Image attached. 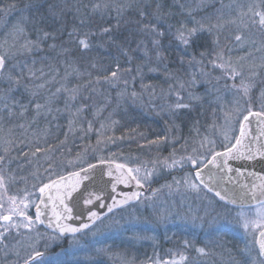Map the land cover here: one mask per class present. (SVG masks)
<instances>
[{"label": "snow or ice", "instance_id": "6c2138e0", "mask_svg": "<svg viewBox=\"0 0 264 264\" xmlns=\"http://www.w3.org/2000/svg\"><path fill=\"white\" fill-rule=\"evenodd\" d=\"M217 2L219 8L216 7ZM82 7L89 21L96 15L110 20L115 13L114 18L119 25V21L130 15L132 18L126 23L133 26L134 38H125L117 43L114 29L110 26H101L97 32L81 35L79 27L85 26L84 19L72 31L63 26L53 29L48 23L49 16L39 13V6L28 3L18 8L16 3L5 4L0 0V14H3L0 21V190L6 192V181L16 180L12 165L21 158L34 169L31 173L34 179L39 178L41 168L48 177V182L38 187L39 203L32 199L33 193L27 190L22 194L8 195L6 199L0 195V264H49L39 250L40 244L43 242L47 247L50 241L68 234L72 236L74 251L83 254L84 264H95V256L111 251L97 245L102 243L99 237L105 236L106 230L112 229L118 222L107 214L93 211L91 207H81V202L89 206L94 201H101L103 189L88 193L86 198L82 194L75 195L81 188L82 179H87L88 173L96 165L81 159V163L87 164L86 168L81 167L79 171L67 172L66 175L55 174L56 178L52 179L53 156L57 152L63 153L68 137L77 133H83L81 138H84L95 131L99 145L100 138L106 137L109 125L118 123L112 116L118 114L124 105L146 103L152 109H158V114L168 117L174 131L177 128L175 120L185 110L191 111L207 104L212 108L214 118L209 127L215 133L216 112L219 111L223 120L220 125L224 129L223 138L229 143L224 146V151H214L215 140L205 135L199 147L192 149V154L182 155L179 159H176L174 149L169 157L151 161V167H129L124 163H115L113 191L115 184L131 181L143 188L158 171L177 166L182 168L185 164L194 169V180L188 177L179 180L173 178L172 184H165L164 187L171 191L173 187L178 190L186 186L198 191L200 184L196 181H200L211 191L212 188L204 183L203 168L212 166L231 173L233 170L228 166L229 160L240 157L264 159V143H259L256 148L245 144L250 118L256 117L264 124V41L258 45L252 35H245L257 29L264 37V0L260 5L247 6L237 3V0H231L228 4L223 0H92ZM33 9L39 14L32 15ZM13 10L18 12V16L10 24L7 17ZM76 11L79 13L80 8ZM26 12L29 14L25 15ZM49 15L55 20L57 13L50 10ZM59 15L63 16L64 13ZM230 24L237 25L235 33L225 37L230 43L222 46L220 33ZM205 32L213 36L212 46L199 52L197 58L196 54L189 53V49H193ZM65 35L67 40L63 39ZM96 38L101 47L105 44L109 48L116 47L119 56L125 58V63L131 64L133 60L140 63L135 68L125 69L119 63V57H114L115 70L108 67L94 74L88 68H82L77 59H70L75 52L82 56L92 51ZM73 44L75 49L71 47ZM174 50H180L181 54L170 61ZM170 63H174L176 68L172 69ZM88 67L97 69V64L91 62ZM215 71L220 74L215 75ZM133 72L135 75L131 76V80L125 78ZM155 73H159L167 85V89L160 87L159 93L158 85L145 83L150 79V74ZM137 78L140 81L139 91L134 87ZM103 84L116 89V95H105L98 87ZM229 93L233 94L232 100H227ZM157 99L163 103H156ZM257 102L259 110H254ZM105 112L107 116H104ZM104 121L109 124L106 125ZM95 123H99L98 129H94ZM233 123L239 124V135L230 138L228 132ZM193 131L200 134L195 124ZM61 135L63 140L60 139ZM261 138H264V129L257 141ZM106 139L112 140V137ZM163 139L167 141L168 137ZM179 139L182 137L174 140V143H178ZM205 146L207 154L201 151ZM242 148H246L247 152ZM14 152L16 155H13ZM98 162L107 165L109 177L114 175V161L101 156ZM20 167L17 164V168ZM236 171L243 175L238 169ZM209 179L213 177L209 176ZM257 180L259 183H254L249 189L251 199L256 204H242L237 213L240 226L245 231L250 228L259 230V235L253 241L257 247L254 250L246 244L239 251L240 259L233 258L232 264H264V175L257 176ZM244 187L248 189L247 185ZM158 191L154 190L153 195ZM216 195L221 200L226 199L219 191ZM247 195L248 192H245L240 199ZM132 200L139 201L140 193L124 194L123 199L114 200L111 205L101 203L99 206L107 207V213L111 214L114 209ZM232 202L235 203V200ZM32 206L35 207L34 217L28 214ZM42 207L51 209L48 224L52 227L54 223L57 231L53 237H46L38 231L37 226L45 222ZM250 212L254 213L255 219L250 218ZM85 213L87 223L78 226L68 223L73 219L79 220ZM224 215L231 213L226 211ZM226 226L227 221H224L216 226L217 231ZM131 227L121 225L119 230L126 232ZM85 230L92 234L93 239L81 243L77 237ZM196 251L207 254L204 248ZM181 259L186 257L181 256ZM52 264H64V261L57 258Z\"/></svg>", "mask_w": 264, "mask_h": 264}, {"label": "rangeland", "instance_id": "374dc122", "mask_svg": "<svg viewBox=\"0 0 264 264\" xmlns=\"http://www.w3.org/2000/svg\"><path fill=\"white\" fill-rule=\"evenodd\" d=\"M64 1L57 0V2ZM70 1L72 2V0H68V2ZM74 2L78 3L79 1L74 0ZM223 2L228 4L231 0H223ZM237 3L245 6L260 5L261 0H237ZM216 7H220L219 2L216 3ZM17 16L18 13L13 15L14 20L11 22L8 20L9 23L14 22ZM237 24H239V20ZM236 27L237 25L230 24L220 33L222 46L230 43L225 37L233 35ZM204 35L209 36L205 39L210 43L209 48H211L213 36L207 32L203 33L202 36ZM245 35H252L258 45L264 41V37L257 29H252L251 33H245ZM204 50L202 48H197L196 51L190 49L191 52L189 53L196 54L199 58V52ZM209 70H211L210 66ZM214 74L219 75L220 73L215 71ZM161 83L164 85L163 80ZM229 83L231 82L229 81ZM162 87L167 89V86ZM200 91L202 92L203 89L201 88ZM146 97L145 101H147ZM232 99L233 94H227V100ZM156 101L163 103L160 99ZM130 108L131 110H128L125 105L119 111L124 112L126 110L124 116L129 117V119L144 115L147 121L144 127H139L140 124H138L132 129L129 120L127 125L118 122L115 125H109V130L106 132V137H112V140H107L105 136H102L99 145L97 142L93 146H90L91 144L83 146L79 143L77 144L79 145L78 148L72 151H69L70 141H75L79 137H68L63 153L57 152L53 156L54 174L52 179L56 177L55 174L61 175L86 165V163H81V159L90 163L91 160H99V157L102 156L106 160L124 163L129 167L141 165L151 167V161L169 157L174 149L177 153L176 159L182 155L192 154V149L199 147L200 141L205 135L215 140L214 151L223 150L224 146L229 143L223 138L224 129L220 128L223 120L219 111L216 112L217 130L215 133L209 127L214 118L212 108L207 104L191 111L185 110L180 118L175 120L177 128L174 131L169 125L168 117L158 114V109H152L146 103L141 108L143 111L134 105H131ZM254 110H259V102H257ZM196 121L199 123L196 124ZM108 124L109 122L106 123V125ZM194 124L199 129V135L193 131ZM238 131L239 124L233 123L228 132L229 137L237 136ZM165 136L168 137L167 141L163 139ZM180 137L182 139H179L178 143H174V140ZM60 139L63 140L64 137L61 135ZM150 141H156V143H149ZM231 142L234 143V139ZM24 150L27 151V149ZM201 151L207 154V146ZM13 155L16 153L14 152ZM17 164H20L21 167L17 168ZM44 167H47V164H44ZM191 168V165L185 164L182 168L177 166L158 171L152 180L144 184L149 190L140 196L139 201L108 214L118 223L112 229L106 230L105 236L99 237L102 243L97 247L110 248L111 251L95 256V262L99 264H173V262L175 264H232L233 258L235 260L240 259L239 251L246 244L255 250L256 245L253 241L259 230L250 228L245 231L240 226L237 213L241 207H235L219 200L201 186L198 191L186 186H181L178 190L173 187L171 191L164 187L165 184H172L173 178L179 180L188 177L190 180H194L193 169ZM12 169L15 171L16 180L6 181L7 191L0 190V195H4L6 199L8 195L22 194L27 190V192L33 193L32 199L37 203L40 195L38 187L48 182V177L44 175V168L40 169L39 178L36 179L31 174L34 169L25 163L23 158L15 161ZM157 189L159 191L154 196L153 192ZM33 207L28 209V214ZM226 211H229L231 215H224ZM217 213L220 215L218 216ZM249 216L251 219H255L254 213L250 212ZM224 221H227V226L217 231L216 226ZM121 225H131L132 227L130 231L125 232L119 230ZM37 227L38 231L46 237L57 235L46 231L40 225ZM77 238L81 243L93 239L92 234L88 231L78 234ZM71 243L72 236L67 237V239L61 237L54 242L50 241L47 247L42 242L39 250L44 253V259L49 264H52L57 258L66 263L84 262L83 254L74 251ZM199 248H204L207 254H199L196 251ZM181 256L186 257V259L182 260ZM188 260L189 262L186 263Z\"/></svg>", "mask_w": 264, "mask_h": 264}, {"label": "trees", "instance_id": "16d2710c", "mask_svg": "<svg viewBox=\"0 0 264 264\" xmlns=\"http://www.w3.org/2000/svg\"><path fill=\"white\" fill-rule=\"evenodd\" d=\"M78 1H79L78 3H75L74 0H72V2L71 1L68 2V0H65L64 2H57V0H3V2L5 4L16 3L18 8H22L25 4H28V3H32V4L39 6V13H44L45 15L49 16L48 23L51 26V28H53V29L63 26V27H66L68 31H72L73 27L79 26L81 19H84L85 26L79 27V34H81V35L83 33H87L90 31L91 32H97L101 26H104V27L110 26L114 29V35L117 37V43L124 41L125 38H127L129 40H132L134 38L132 35L133 26L131 24L126 23V21H128L129 19L132 18L130 15L125 16L123 20L119 21V25L117 23V20L114 18L115 13L112 14L113 18L110 20L108 18L101 19L100 16L96 15V16H93V18L89 21L87 19L86 14H85L86 10L82 6L83 5H89L92 2V0H78ZM77 8H80L79 13H77V11H76ZM50 10L52 12L57 13L55 20L52 18V16L49 15ZM61 12L64 13L63 16L59 15V13H61ZM17 13L18 12L16 10L11 11V13L8 15L7 19L11 22L12 20H14L13 15H16ZM39 13L36 11V9H33L31 14L32 15H38ZM28 14L29 13H27V12L25 13V15H28ZM0 18L2 21L3 14H0ZM202 35H201L200 39L194 45L193 49H191V50L196 51L197 48L205 49V48L210 47V43H208L205 39V38H208L209 36H207V35L202 36ZM205 36H207V37H205ZM63 39L67 40L68 37L65 35L63 37ZM135 39H139V37H135ZM57 43H59V41H57ZM93 45H94V47H93L92 51L84 53L82 56H81V53L75 52L74 56L70 57V59H77L79 65L82 68H88V70L92 71L94 74H96L98 70L108 68V67H112L113 70H115V63H114V59H113L114 57H119V63L125 69L126 68H135V65L140 63V61H138V60H133V62L131 64L125 63V58L122 56H119V53H118L116 47L113 46V47L109 48L107 46V44H105L103 47H101L100 41L98 38L93 40ZM71 47L73 49H75V44L71 45ZM173 48H175L174 45H173ZM189 52H191V51H189ZM180 54L181 53L179 50H174L171 53L170 61L175 60L177 58V56H179ZM53 55H55V54L53 53ZM91 62H95L97 64V69H91L88 67V65ZM170 67L172 69H175L176 65L174 63H170ZM132 75H135V73L133 72L130 75L126 76L125 78L131 80ZM162 80H163V77L159 73H155V74H150V79L145 80V83L147 84L150 82L154 85H158V87H157V93H158L160 91V87L167 86L166 84L162 85V83H161ZM98 87L100 88L101 91L104 92L105 95H110L113 97L116 95V89H114L113 87H110L107 84L99 85ZM134 87L136 88L137 91L140 90L139 78H137V81H136ZM157 102L158 101H156V103ZM133 105L135 107H137V109H141L143 107V105H141V104H137V105L133 104ZM124 107H125V105L122 108H124ZM126 108H128V110H131L130 106H128V105H126ZM141 111H143V109H141ZM125 112H127V111L126 110L124 112L119 111L118 114L113 115L112 118L118 122H121L123 125H127V122L129 120L131 122L132 129L134 126H138V124H140L139 127L145 126V122H147V121H146L144 115H138V116H135L134 119H131V118L129 119V117L124 116ZM107 115H108V113L105 112L104 116H107ZM104 122L107 123L108 121H104ZM93 127H94V129H98L99 123H95ZM71 136L72 135H70L69 137H71ZM82 136H83V133H77L75 136H72V137H79V138L75 141H70L71 142L69 144V150L70 151L78 148L79 145H77V144H79V143L82 144L83 146H88L90 144H91L90 146H93V144L97 142V135H96L95 131L88 133L87 136H85L84 138H81ZM67 149H68V146H67ZM91 161L92 162L96 161V159L91 160ZM148 190L149 189L147 188L146 192ZM132 204L133 203L128 204V205L130 206ZM118 210H116V211H118ZM29 215H32L33 217L35 216L34 207H33L32 211H30ZM40 227L43 228L41 226V224H40ZM63 240H65V239H63ZM188 262H189V260L186 263H188ZM64 264H84V262H76V263L64 262ZM95 264H99V263L95 262Z\"/></svg>", "mask_w": 264, "mask_h": 264}, {"label": "water", "instance_id": "95a60500", "mask_svg": "<svg viewBox=\"0 0 264 264\" xmlns=\"http://www.w3.org/2000/svg\"><path fill=\"white\" fill-rule=\"evenodd\" d=\"M264 129V124H261L260 120L256 117H251L248 122V137L245 141V144L249 145L252 148H256L259 143H264V138H261L259 141H257L258 137H261V131ZM239 135V131L237 136ZM242 151L245 153L247 152L246 148H242ZM224 151H218L222 152ZM99 160L91 162L92 164L96 165V168L88 173L87 179H82L81 188L78 193H76V196H80L81 194L86 198L88 193L95 192L97 189L102 188V200L101 201H94L92 205L84 206L81 202V207H91L93 211H97L102 214H109L107 213V207L101 208L99 205L103 203L104 205H111L113 204L114 200L119 201L123 199L124 194H131L133 192L140 193V196L144 194L146 191V187L143 186V188L137 187L136 183L134 181H131L127 184L120 183L115 184V191L112 190V185L115 183V162L113 164V172L114 175L112 177H109L107 175L108 167L106 164L102 165L98 162ZM228 166L232 168L231 173L222 172L220 169L214 168L212 166H209L208 168H203L202 175L203 180L205 184H208L212 190L210 191L208 187H205L204 184H201L200 181H197L200 186H202L206 191L213 194L215 197H217L219 200L220 197L216 195V192L219 191L221 195L225 196L226 199L221 200L224 201L232 206L235 207H241L242 204H256V201L251 199V192L249 189H251V186L254 183H259L257 180V176L264 175V159H260L259 157L254 160H248L245 157H240L239 159H232L228 161ZM87 167V164L82 166ZM203 167V166H201ZM81 167L70 170L71 171H79ZM239 170L243 173V175H239L236 170ZM253 173L255 175H253ZM67 172L61 174L66 175ZM209 176H212L213 179L210 180ZM231 177L229 180L228 178ZM56 178V177H55ZM53 178V179H55ZM247 185L248 189H246L244 186ZM248 192L247 196H244V199L241 200L240 197L245 193ZM235 200V203L232 201ZM136 200L130 201V203H134ZM37 203H39V198ZM126 204V205H128ZM126 205H123L121 207H117L115 210H118ZM42 211L45 212V216L42 217V219L45 221L41 226L49 232L57 234V231L55 229V225L53 223L52 227H49L48 220L51 217V209L50 207L48 209H44L42 207ZM35 212V207H34ZM87 214L85 213L79 220L73 219L71 221H68V223L73 224L74 226H78L80 223H87ZM86 231V230H85ZM259 235V233H258ZM257 235V236H258ZM71 236V234H68L62 238H67Z\"/></svg>", "mask_w": 264, "mask_h": 264}, {"label": "flooded vegetation", "instance_id": "af4514ba", "mask_svg": "<svg viewBox=\"0 0 264 264\" xmlns=\"http://www.w3.org/2000/svg\"><path fill=\"white\" fill-rule=\"evenodd\" d=\"M220 151H221V150H220ZM193 175H194V169H193ZM201 187H202V186H201ZM146 188H147V187H146ZM146 190H147V189H146ZM145 192H146V191H145ZM145 192H144V193H145ZM207 192H208V191H207ZM208 193H210V192H208ZM210 194H211V193H210ZM212 195H213V194H212ZM213 196H214V195H213Z\"/></svg>", "mask_w": 264, "mask_h": 264}]
</instances>
